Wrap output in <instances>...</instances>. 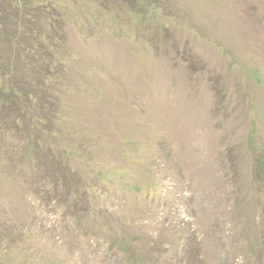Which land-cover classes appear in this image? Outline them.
I'll use <instances>...</instances> for the list:
<instances>
[{"label": "rangeland", "instance_id": "rangeland-1", "mask_svg": "<svg viewBox=\"0 0 264 264\" xmlns=\"http://www.w3.org/2000/svg\"><path fill=\"white\" fill-rule=\"evenodd\" d=\"M57 1V115L0 105V264H261L264 0H144L147 50L95 1Z\"/></svg>", "mask_w": 264, "mask_h": 264}, {"label": "trees", "instance_id": "trees-1", "mask_svg": "<svg viewBox=\"0 0 264 264\" xmlns=\"http://www.w3.org/2000/svg\"><path fill=\"white\" fill-rule=\"evenodd\" d=\"M94 1L96 4L92 12L102 20L107 13L113 12L116 17L112 19V26L116 21L130 24L132 35L142 38L139 45L143 50L152 49L162 42L160 28L155 22L158 19L157 8L151 3L145 1L144 4V0H139L142 7H129L118 1ZM64 15L62 2L57 0H0V105L15 107L17 125L18 122L26 124L25 119H29L30 115L33 120L51 115L54 119L58 113V100L53 96L57 80L52 73V65L56 62L59 41L66 39L60 22ZM117 34L120 36L122 32ZM40 53L49 61L39 63L37 56ZM49 89L53 91L49 92ZM46 108L50 109V115L45 112ZM2 123L0 118V125ZM34 125L36 128L41 126L36 122ZM249 139L252 144V132ZM255 166L257 173L264 175V157H258ZM258 254L261 264H264V240ZM128 255L134 261L138 257L131 250H128Z\"/></svg>", "mask_w": 264, "mask_h": 264}, {"label": "bare ground", "instance_id": "bare-ground-1", "mask_svg": "<svg viewBox=\"0 0 264 264\" xmlns=\"http://www.w3.org/2000/svg\"><path fill=\"white\" fill-rule=\"evenodd\" d=\"M192 109V114H194V112L196 111L195 110V108H191ZM188 113H189V111L188 110H186ZM197 112V111H196ZM185 113V112H184ZM191 113H189L188 115H187V113H185L186 115H185V120L187 121L186 123H188V121L190 122V124L188 123L187 125H188V127H189V129H191V128H193V126H194V124H195V122L193 121L194 120V118L196 119V115L193 117H191L190 116V114ZM198 113V112H197ZM198 119V118H197ZM183 121V120H182ZM182 123V122H181ZM197 125V124H196ZM178 127V126H177ZM195 127V126H194ZM183 128V127H182ZM189 136V135H188Z\"/></svg>", "mask_w": 264, "mask_h": 264}]
</instances>
